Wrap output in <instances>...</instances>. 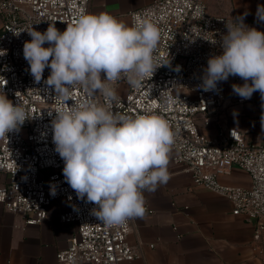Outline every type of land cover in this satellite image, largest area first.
<instances>
[{
  "label": "built area",
  "instance_id": "built-area-1",
  "mask_svg": "<svg viewBox=\"0 0 264 264\" xmlns=\"http://www.w3.org/2000/svg\"><path fill=\"white\" fill-rule=\"evenodd\" d=\"M89 2L0 0V49L6 50L0 56V90L14 104L24 107L29 116L17 130L6 133L7 138H0V172L7 177L0 185V204L6 211L20 214L26 225H37L46 218L54 200L66 201L67 209L60 220L74 222L77 232L56 253L57 264H120L138 256L127 241L130 220L109 227L92 214L95 205L78 199L65 181L64 161L53 142L56 109L89 99L105 103V97L100 93L89 96L83 88L75 87L71 99L62 105L55 91L45 84L50 69L45 68L39 83L29 71L23 56V43L31 39L28 32L14 34L32 27L44 32L51 24L63 31L75 24L81 11L88 12ZM128 17L129 25L146 21L157 28L159 42L154 57L157 63H168L139 86L130 85L126 78L115 82L118 99L113 102L114 111L133 117L150 112L169 122L175 133L170 151L174 161L184 166L194 183L227 198L232 213L253 226L258 257L264 262V145L247 142L241 130L223 124H218L214 136L209 137L199 131L196 120L199 114L207 118L214 115L225 100L224 82H219L216 90L204 91L202 75L209 56L221 51L219 41L227 31L226 23L236 18L211 14L205 0H153L131 10ZM243 22L264 32V23L258 20ZM229 78L231 97L240 104L252 101V95L242 99L232 91L234 83L244 81L238 76ZM121 85L126 86L124 94L118 92ZM23 128L25 136L20 133ZM232 166L248 173L250 187L218 180Z\"/></svg>",
  "mask_w": 264,
  "mask_h": 264
},
{
  "label": "clouds",
  "instance_id": "clouds-1",
  "mask_svg": "<svg viewBox=\"0 0 264 264\" xmlns=\"http://www.w3.org/2000/svg\"><path fill=\"white\" fill-rule=\"evenodd\" d=\"M257 11L264 19V9ZM226 29L219 41L221 51L207 60L201 87L213 91L219 82L238 76L244 83L232 85L236 95L247 99L258 91L264 97V32L247 26L242 18L226 23ZM23 31L31 37L23 43V56L34 81L39 83L49 68L45 84L62 105L75 87L89 96L105 97V103L89 99L55 110L53 142L64 161L65 181L78 199L95 205L92 214L109 227L142 218L144 192H154L170 179L169 153L175 133L159 115L115 112L113 102L118 96L113 85L126 78L130 85L139 86L168 63H157L154 57L157 28L146 21L128 25L109 13L81 11L75 24L63 31L51 24L44 32L32 27L14 34ZM5 54L0 49V56ZM26 119L25 108L0 90V138H7L6 133L17 130Z\"/></svg>",
  "mask_w": 264,
  "mask_h": 264
},
{
  "label": "crops",
  "instance_id": "crops-1",
  "mask_svg": "<svg viewBox=\"0 0 264 264\" xmlns=\"http://www.w3.org/2000/svg\"><path fill=\"white\" fill-rule=\"evenodd\" d=\"M153 0H90L88 13H109L129 25L131 10ZM208 12L264 23L257 9L264 0H205ZM2 18L0 16V28ZM230 78L224 82L225 100L212 116L196 118L201 133L214 136L217 125L233 126L247 142L264 145V97L252 94V101L237 103L231 97ZM170 179L154 192H144L145 214L130 219L127 241L138 256L120 264H264L259 259L253 226L232 213V204L223 195L192 181L190 173L169 153ZM227 185L248 188V173L232 166L218 176ZM7 181L0 172V185ZM67 209L63 198L54 200L46 218L26 225L20 214L6 211L0 204V264H57L56 253L76 234L74 222H62Z\"/></svg>",
  "mask_w": 264,
  "mask_h": 264
},
{
  "label": "rangeland",
  "instance_id": "rangeland-1",
  "mask_svg": "<svg viewBox=\"0 0 264 264\" xmlns=\"http://www.w3.org/2000/svg\"><path fill=\"white\" fill-rule=\"evenodd\" d=\"M125 90H126V86L125 85H121V87H119V89H118V92L121 93V94H124ZM20 133H21L22 136H25L26 135V129H24V128L21 129Z\"/></svg>",
  "mask_w": 264,
  "mask_h": 264
}]
</instances>
